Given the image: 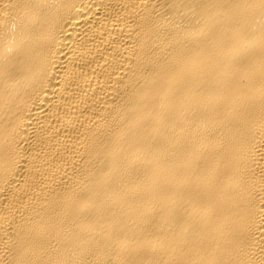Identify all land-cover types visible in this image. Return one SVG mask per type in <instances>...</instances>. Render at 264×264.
I'll list each match as a JSON object with an SVG mask.
<instances>
[{
  "label": "bare ground",
  "instance_id": "obj_1",
  "mask_svg": "<svg viewBox=\"0 0 264 264\" xmlns=\"http://www.w3.org/2000/svg\"><path fill=\"white\" fill-rule=\"evenodd\" d=\"M0 264H264V0H0Z\"/></svg>",
  "mask_w": 264,
  "mask_h": 264
}]
</instances>
